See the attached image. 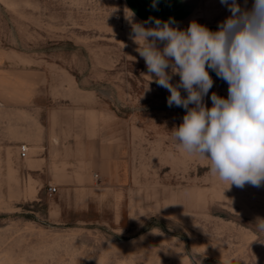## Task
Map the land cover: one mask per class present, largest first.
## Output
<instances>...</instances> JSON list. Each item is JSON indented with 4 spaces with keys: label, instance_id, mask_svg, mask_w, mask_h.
I'll return each mask as SVG.
<instances>
[{
    "label": "rangeland",
    "instance_id": "374dc122",
    "mask_svg": "<svg viewBox=\"0 0 264 264\" xmlns=\"http://www.w3.org/2000/svg\"><path fill=\"white\" fill-rule=\"evenodd\" d=\"M197 6L202 25L230 15L219 0ZM126 9L124 0H0V264H264L255 226L264 184L228 188L177 147L171 131L185 110L169 108L145 62L129 58ZM213 81L208 107L213 92L228 94ZM47 127L101 130L113 159L90 200L49 194L37 166ZM59 204L62 218L50 212Z\"/></svg>",
    "mask_w": 264,
    "mask_h": 264
},
{
    "label": "clouds",
    "instance_id": "9594fccd",
    "mask_svg": "<svg viewBox=\"0 0 264 264\" xmlns=\"http://www.w3.org/2000/svg\"><path fill=\"white\" fill-rule=\"evenodd\" d=\"M230 15L212 31L190 22L181 29L176 21L149 17L134 20L129 38L143 58L149 82L169 93L167 106L185 110L171 134L189 156L209 162V173L228 188L264 184V0H219ZM151 7L157 9V0ZM150 25V26H147ZM209 70L228 84L227 98L213 92ZM179 80L173 82V77ZM186 95H182V91ZM227 188V189H228ZM256 229L264 233V219ZM222 264H231L230 258Z\"/></svg>",
    "mask_w": 264,
    "mask_h": 264
},
{
    "label": "crops",
    "instance_id": "0c3cea01",
    "mask_svg": "<svg viewBox=\"0 0 264 264\" xmlns=\"http://www.w3.org/2000/svg\"><path fill=\"white\" fill-rule=\"evenodd\" d=\"M152 3L153 0H124L125 7L135 13L134 20L137 22L145 21L150 16L163 21L172 18L181 29H187L193 21L200 23L194 17L198 0H157L158 10L151 7ZM205 26L215 31L218 25ZM130 52L133 55L129 58L144 61L136 49L133 48ZM209 75L212 79L221 81L228 90V84L219 79L215 72L209 70ZM39 135L37 166L42 182L59 186L55 196L61 192L67 193L72 202L78 199L90 200L89 195L98 190L96 182L105 176L103 167L110 162V159H113L108 154V148L98 139L102 135L101 130L84 127L73 130L47 127L40 129ZM55 207V210L50 212H55L56 218H62L65 207L62 204Z\"/></svg>",
    "mask_w": 264,
    "mask_h": 264
},
{
    "label": "built area",
    "instance_id": "2783aa9c",
    "mask_svg": "<svg viewBox=\"0 0 264 264\" xmlns=\"http://www.w3.org/2000/svg\"><path fill=\"white\" fill-rule=\"evenodd\" d=\"M19 156L21 159L25 160L29 156V147L26 144H22L19 147ZM57 193V187L50 186L49 187V194L54 195Z\"/></svg>",
    "mask_w": 264,
    "mask_h": 264
}]
</instances>
